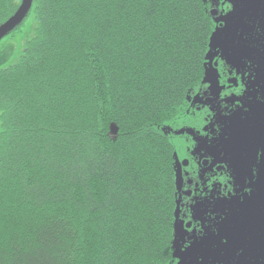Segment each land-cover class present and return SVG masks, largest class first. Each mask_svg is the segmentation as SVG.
I'll return each instance as SVG.
<instances>
[{
	"label": "trees",
	"instance_id": "obj_1",
	"mask_svg": "<svg viewBox=\"0 0 264 264\" xmlns=\"http://www.w3.org/2000/svg\"><path fill=\"white\" fill-rule=\"evenodd\" d=\"M21 3L0 0V26ZM209 5L34 0L33 37L0 67V264H177Z\"/></svg>",
	"mask_w": 264,
	"mask_h": 264
},
{
	"label": "flooded vegetation",
	"instance_id": "obj_2",
	"mask_svg": "<svg viewBox=\"0 0 264 264\" xmlns=\"http://www.w3.org/2000/svg\"><path fill=\"white\" fill-rule=\"evenodd\" d=\"M210 3L221 30L230 1ZM257 31L242 59L228 44L209 48L207 81L192 109L197 123L176 159L175 226L185 248L201 243L212 264H264V25ZM250 127L262 133L245 142Z\"/></svg>",
	"mask_w": 264,
	"mask_h": 264
},
{
	"label": "rangeland",
	"instance_id": "obj_3",
	"mask_svg": "<svg viewBox=\"0 0 264 264\" xmlns=\"http://www.w3.org/2000/svg\"><path fill=\"white\" fill-rule=\"evenodd\" d=\"M250 6L251 9L249 8L248 14L246 16L244 15L246 21L245 25H243L244 7L247 8ZM209 8H211V3ZM229 8V14H233L234 19L229 18L227 22L228 26L232 25V30L238 28L239 31L243 29L244 33L249 36L257 37L260 35L257 30L264 25V0H230ZM233 20L235 21L234 24L232 22ZM34 27V14H32L26 20L19 35L7 38L0 43V67H6L7 65H14L17 63L18 57L25 46L26 39H31L34 35ZM225 35L221 36L220 33L213 34L210 51L212 49L223 47ZM207 77L208 76L206 75V78ZM116 132L115 126H112L110 134L115 137ZM174 255L177 260V264H209L210 254L201 251V248L197 243H193L185 248V241L179 237L177 228L175 230Z\"/></svg>",
	"mask_w": 264,
	"mask_h": 264
},
{
	"label": "water",
	"instance_id": "obj_4",
	"mask_svg": "<svg viewBox=\"0 0 264 264\" xmlns=\"http://www.w3.org/2000/svg\"><path fill=\"white\" fill-rule=\"evenodd\" d=\"M33 4H34V0H22V3L20 5L19 9L16 11V13L10 19H8L5 23H3L0 26V42H2L6 37H8L11 33H13L18 27H20L23 24V22L28 18L30 12L32 11ZM211 14L213 17H215L217 15V12L213 11ZM229 18L234 19L233 14H228V16L225 18L226 26L221 30L220 29H218L217 31L215 30L213 34L220 33L221 36L226 34L224 38H226L227 40L223 41V47H224V45L228 44L230 49L235 52L234 55H237L238 58L242 59V58H244L243 54L249 55L252 53L251 50L246 49L244 46V42L245 41L248 42V40L246 38L248 35H246L244 33L243 29H241L240 31L238 30V28H235L234 30H232V28H231L232 25L228 26L227 21ZM232 22L234 24L235 21L233 20ZM242 28H243V25H242ZM229 33L232 34V39L229 37V35H230ZM213 34H212V36H213ZM212 36L210 39L209 48L211 46ZM226 36H228V38ZM212 50H214V49H212ZM212 50H211V52H212ZM211 52L207 55L206 60H209L212 57ZM256 54L257 55L254 57H259L260 55H262L261 51H258ZM205 74L207 75V71ZM206 81H207V78H206ZM198 99H199V96L197 95V97L194 100V103L197 104ZM186 132L191 133V131H189V129L186 131H183V133H186ZM261 133H262L261 129L257 130L253 127H250L244 133V138L246 139V140L245 139L244 140H245V142H247V140H251V137L253 135L258 137V135L259 134L261 135ZM239 134H240V132H239ZM240 141H242V140H240ZM175 230H176V226H175ZM177 231H178V235H179V230H177ZM195 243H197V242H195ZM197 244L200 246L201 251L208 253L205 249H203L201 243H197ZM173 247H174V245H173ZM208 254H210V256H209L210 263L209 264H212L211 260L213 262L214 258L210 252ZM227 260H228L227 257L223 258L224 262H226Z\"/></svg>",
	"mask_w": 264,
	"mask_h": 264
}]
</instances>
